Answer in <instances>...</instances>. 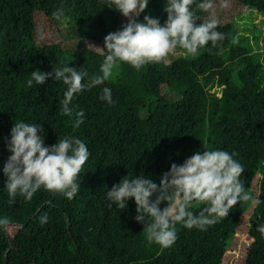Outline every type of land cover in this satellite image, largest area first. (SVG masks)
<instances>
[{"label": "trees", "instance_id": "1", "mask_svg": "<svg viewBox=\"0 0 264 264\" xmlns=\"http://www.w3.org/2000/svg\"><path fill=\"white\" fill-rule=\"evenodd\" d=\"M210 3L207 11L191 7L197 23L217 20L223 40L195 56L170 53L167 64L136 70L122 63L102 85L74 95L65 115L66 85L49 78L28 87L31 71L69 64L98 73L104 50L88 45L103 48L107 33L127 18L103 0H0V169L16 120L42 124L46 145L73 135L90 153L72 199L41 188L10 203L0 171V264H223L242 234L251 242L243 264H264L263 53L244 46L236 29L246 11L264 15V0ZM164 6L165 0H149L139 19L148 14L163 24ZM104 86L111 104L100 99ZM205 147L235 153L244 189L259 203L238 201L204 230L177 224L168 248L147 242L133 199L126 209L110 206L105 193L123 176L143 173L159 183L173 162Z\"/></svg>", "mask_w": 264, "mask_h": 264}, {"label": "clouds", "instance_id": "2", "mask_svg": "<svg viewBox=\"0 0 264 264\" xmlns=\"http://www.w3.org/2000/svg\"><path fill=\"white\" fill-rule=\"evenodd\" d=\"M104 6L116 9L127 22L120 29L107 33L104 37V55L99 72L89 76L86 69L58 64L51 71L40 69L31 71L26 80L28 87L42 85L46 80L62 81L66 85L64 97L60 101L61 112L71 115L70 103L74 95L84 90L102 85L109 80L122 63L139 70L149 63H168V56L178 47L195 56L199 50L211 42L224 39V34L216 30L217 20L210 18L197 23L195 8L207 11L210 0H165L166 20L144 13L149 0H103ZM195 3V8L191 7ZM100 99L113 103L112 91L104 86ZM82 117L83 113H77ZM79 123V120L76 122ZM5 148L10 153L3 163L5 179L3 189L14 202L17 196L25 200L44 188L59 192L72 199L80 188L79 174L90 153L86 144L73 135L57 138L51 145L45 144L44 128L40 123L24 120L13 122L9 136L5 137ZM235 153L205 147L195 151L182 163L173 162L169 170L163 172L159 183L152 178L139 175L123 176L105 193L110 206L126 209L128 201L134 200V219L143 224V232L148 243L161 248L170 247L176 240V226L204 230L229 213L238 201H259L245 191L241 181L242 164L234 158ZM203 204L198 213L191 209ZM264 235V225L258 226Z\"/></svg>", "mask_w": 264, "mask_h": 264}, {"label": "rangeland", "instance_id": "3", "mask_svg": "<svg viewBox=\"0 0 264 264\" xmlns=\"http://www.w3.org/2000/svg\"><path fill=\"white\" fill-rule=\"evenodd\" d=\"M237 20L239 21L236 26L238 31L237 37L244 38V43H249L244 44V46L251 47L255 52L258 51L263 53V69L261 71V76L264 78V15L255 10H248ZM184 52L185 51H182V49L178 47L172 53L177 56ZM237 239L238 241H236ZM237 239L231 243L223 264L244 263L247 248L251 242L246 234L239 235Z\"/></svg>", "mask_w": 264, "mask_h": 264}]
</instances>
